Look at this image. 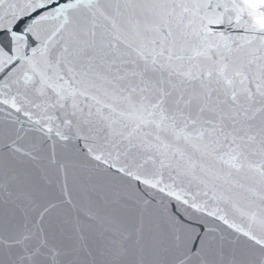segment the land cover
Segmentation results:
<instances>
[{"label":"snow or ice","instance_id":"snow-or-ice-1","mask_svg":"<svg viewBox=\"0 0 264 264\" xmlns=\"http://www.w3.org/2000/svg\"><path fill=\"white\" fill-rule=\"evenodd\" d=\"M0 264H264V0H0Z\"/></svg>","mask_w":264,"mask_h":264}]
</instances>
